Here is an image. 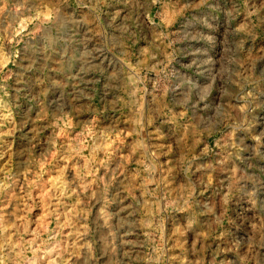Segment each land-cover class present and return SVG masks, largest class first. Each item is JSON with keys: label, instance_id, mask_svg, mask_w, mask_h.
<instances>
[{"label": "rangeland", "instance_id": "1", "mask_svg": "<svg viewBox=\"0 0 264 264\" xmlns=\"http://www.w3.org/2000/svg\"><path fill=\"white\" fill-rule=\"evenodd\" d=\"M0 264H264V0H0Z\"/></svg>", "mask_w": 264, "mask_h": 264}, {"label": "bare ground", "instance_id": "2", "mask_svg": "<svg viewBox=\"0 0 264 264\" xmlns=\"http://www.w3.org/2000/svg\"><path fill=\"white\" fill-rule=\"evenodd\" d=\"M129 69H130V68H129ZM130 70H131V69H130ZM134 73H135V72H134ZM139 76H141V75H139ZM135 78H136V77H135ZM135 78H134V79H135ZM139 79H140V78H139ZM126 236H128V235H126Z\"/></svg>", "mask_w": 264, "mask_h": 264}]
</instances>
